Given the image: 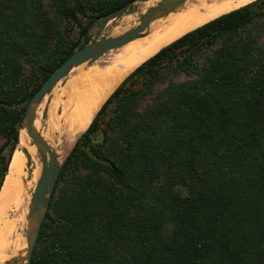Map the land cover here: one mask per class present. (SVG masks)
I'll list each match as a JSON object with an SVG mask.
<instances>
[{"label": "trees", "instance_id": "trees-1", "mask_svg": "<svg viewBox=\"0 0 264 264\" xmlns=\"http://www.w3.org/2000/svg\"><path fill=\"white\" fill-rule=\"evenodd\" d=\"M132 1L0 0V189L32 93ZM30 264H264V0L114 87L62 160Z\"/></svg>", "mask_w": 264, "mask_h": 264}, {"label": "bare ground", "instance_id": "bare-ground-1", "mask_svg": "<svg viewBox=\"0 0 264 264\" xmlns=\"http://www.w3.org/2000/svg\"><path fill=\"white\" fill-rule=\"evenodd\" d=\"M153 1H149L148 7L155 4ZM250 1L182 0L165 14L150 20L135 38L105 51L92 61H85L73 67V70L66 74L68 78L58 104L61 114L55 117L52 124L53 130L58 134V145L53 138L52 150L48 138H43L56 156L55 160L64 156L108 94L137 65L183 33ZM127 28L128 25L122 29L118 28L112 35ZM82 71L85 72L77 78V74ZM56 104L54 101L49 107H56ZM52 107L49 110L52 111L53 120L55 110L53 111ZM33 125L37 129L36 120ZM18 144L26 154L22 153V150L18 151L15 162L19 168L26 165L25 163H33L34 186L41 168L40 152L25 136L23 129L19 130ZM29 196L24 188L22 174L17 173L14 166L11 167L0 189V264L24 254L23 227Z\"/></svg>", "mask_w": 264, "mask_h": 264}, {"label": "water", "instance_id": "water-1", "mask_svg": "<svg viewBox=\"0 0 264 264\" xmlns=\"http://www.w3.org/2000/svg\"><path fill=\"white\" fill-rule=\"evenodd\" d=\"M181 1L182 0H160L153 6L147 7L137 18L136 23L122 32L86 42L56 66L32 93L25 105L24 112L18 125V137L19 130L23 129L25 136L29 138L31 144L40 152L41 168L31 190L25 215L26 229L24 232V254L7 260L3 264H30L34 245L47 212L51 194L62 163V160L61 162H59L58 159L55 160L56 156L53 151L45 140L40 137L37 129L33 125L37 106L43 96L73 67L85 61H92L105 51L120 46L132 38H135L150 20L161 14H165Z\"/></svg>", "mask_w": 264, "mask_h": 264}, {"label": "rangeland", "instance_id": "rangeland-1", "mask_svg": "<svg viewBox=\"0 0 264 264\" xmlns=\"http://www.w3.org/2000/svg\"><path fill=\"white\" fill-rule=\"evenodd\" d=\"M149 1L150 0H134L131 3L127 4L124 8H122L118 14H115L114 16L110 17L109 19H107L105 21L95 22L94 24H92V26L88 30L89 41H92L94 39H97V38H100L103 36L112 35L113 32L115 30H117L118 28L122 29L127 25H128V27L134 25L137 21V18L148 7ZM159 1L160 0H154L153 4L154 3L156 4ZM72 36L73 37L75 36L74 30L72 31ZM72 70H73V68H72ZM84 72L85 71L79 72V74H77V78H80ZM67 78H68V75H65L62 79H60L57 82V84H55L50 89V91L48 93H46L43 96V98L39 102L37 109H36V112H35V120H36L37 129H38V134L40 135L41 138H48V140L50 141L51 147H53L52 150H54L53 138L56 142V145H58V140H57L58 134L55 130H53L52 124H54L55 117H57L58 115L61 114V109H59L58 104L61 101L63 87L67 81ZM56 99H59V100L57 101ZM54 101L57 102V104H56V107L51 106L52 108H54L52 110L53 111L55 110L53 113V120H52L51 119L52 111L49 110V108L51 109V107H49V106L52 105ZM50 125H51V128L49 129ZM70 147H69V149H70ZM69 149L67 150V152L69 151ZM18 151L25 153L24 149L21 148L20 145L18 144L16 146V151L12 155L11 160L9 162L8 171L11 167L14 166V170L17 173L22 174V179L24 182V188L28 192V194L30 195L31 190L33 188V186H32V169H33L34 165H33V163L30 162L29 164L25 163L26 165H21V167L19 168V166L15 162ZM67 152L64 154V156L62 158L58 159L59 162H61V160H63V158L66 156ZM25 229H26V220H25V224L23 227V233L25 232Z\"/></svg>", "mask_w": 264, "mask_h": 264}]
</instances>
